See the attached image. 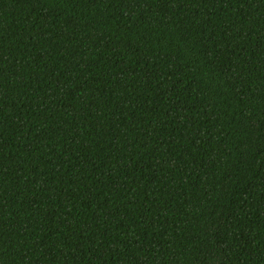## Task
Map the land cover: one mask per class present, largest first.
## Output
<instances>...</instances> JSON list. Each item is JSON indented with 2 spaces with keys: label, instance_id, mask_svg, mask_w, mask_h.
Here are the masks:
<instances>
[{
  "label": "trees",
  "instance_id": "1",
  "mask_svg": "<svg viewBox=\"0 0 264 264\" xmlns=\"http://www.w3.org/2000/svg\"><path fill=\"white\" fill-rule=\"evenodd\" d=\"M0 264H264V0H0Z\"/></svg>",
  "mask_w": 264,
  "mask_h": 264
}]
</instances>
